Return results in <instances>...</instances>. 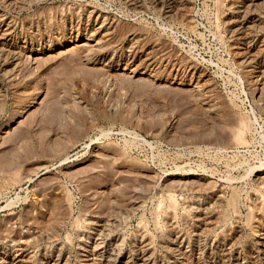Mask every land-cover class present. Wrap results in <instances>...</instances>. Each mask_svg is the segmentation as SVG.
Listing matches in <instances>:
<instances>
[{
	"label": "rangeland",
	"instance_id": "374dc122",
	"mask_svg": "<svg viewBox=\"0 0 264 264\" xmlns=\"http://www.w3.org/2000/svg\"><path fill=\"white\" fill-rule=\"evenodd\" d=\"M263 234L264 0H0V264H264Z\"/></svg>",
	"mask_w": 264,
	"mask_h": 264
},
{
	"label": "built area",
	"instance_id": "2783aa9c",
	"mask_svg": "<svg viewBox=\"0 0 264 264\" xmlns=\"http://www.w3.org/2000/svg\"><path fill=\"white\" fill-rule=\"evenodd\" d=\"M237 101L241 104V106L243 107L245 112L250 114L252 121H255L257 118H256L255 113L253 111L252 103H251L250 99L246 96L237 97Z\"/></svg>",
	"mask_w": 264,
	"mask_h": 264
},
{
	"label": "bare ground",
	"instance_id": "6f19581e",
	"mask_svg": "<svg viewBox=\"0 0 264 264\" xmlns=\"http://www.w3.org/2000/svg\"><path fill=\"white\" fill-rule=\"evenodd\" d=\"M248 4V3H247ZM249 5V4H248ZM245 8H247V7H245ZM175 9V8H174ZM165 14V13H164ZM240 25H242V24H240ZM253 30V29H252ZM28 100V99H27ZM17 109V108H16ZM18 111V110H17ZM242 122V121H241ZM242 125V124H241ZM260 166V165H259ZM259 166H257V168H259ZM230 199V198H229ZM219 200V199H218ZM170 205V204H169ZM233 205V204H232ZM236 205V204H235ZM234 206V205H233ZM176 207V206H175ZM232 207V206H231ZM222 215V214H221ZM260 216V215H259ZM228 217V216H227ZM259 235V234H258ZM264 235V234H263ZM145 236V235H144ZM263 239V238H262ZM259 241H261V239L259 240ZM261 245V244H260Z\"/></svg>",
	"mask_w": 264,
	"mask_h": 264
}]
</instances>
